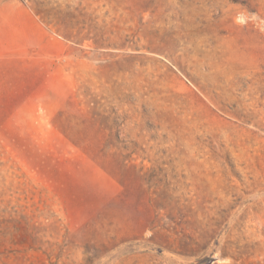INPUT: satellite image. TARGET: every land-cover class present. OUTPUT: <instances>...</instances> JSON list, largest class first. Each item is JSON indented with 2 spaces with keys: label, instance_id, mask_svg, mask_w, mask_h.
<instances>
[{
  "label": "rangeland",
  "instance_id": "obj_1",
  "mask_svg": "<svg viewBox=\"0 0 264 264\" xmlns=\"http://www.w3.org/2000/svg\"><path fill=\"white\" fill-rule=\"evenodd\" d=\"M0 264H264V0H0Z\"/></svg>",
  "mask_w": 264,
  "mask_h": 264
}]
</instances>
